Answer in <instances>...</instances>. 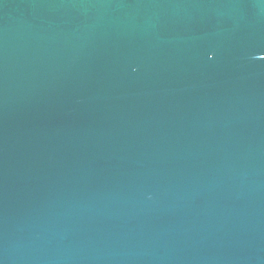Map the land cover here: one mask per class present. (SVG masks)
Listing matches in <instances>:
<instances>
[{"label":"water","instance_id":"1","mask_svg":"<svg viewBox=\"0 0 264 264\" xmlns=\"http://www.w3.org/2000/svg\"><path fill=\"white\" fill-rule=\"evenodd\" d=\"M264 0H0V264H264Z\"/></svg>","mask_w":264,"mask_h":264},{"label":"snow or ice","instance_id":"2","mask_svg":"<svg viewBox=\"0 0 264 264\" xmlns=\"http://www.w3.org/2000/svg\"><path fill=\"white\" fill-rule=\"evenodd\" d=\"M262 58H264V57H262Z\"/></svg>","mask_w":264,"mask_h":264}]
</instances>
